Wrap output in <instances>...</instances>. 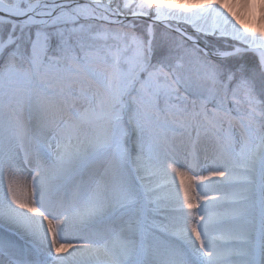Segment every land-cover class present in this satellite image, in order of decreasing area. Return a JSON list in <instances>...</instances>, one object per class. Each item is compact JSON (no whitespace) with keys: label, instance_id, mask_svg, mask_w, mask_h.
Returning a JSON list of instances; mask_svg holds the SVG:
<instances>
[{"label":"snow or ice","instance_id":"1","mask_svg":"<svg viewBox=\"0 0 264 264\" xmlns=\"http://www.w3.org/2000/svg\"><path fill=\"white\" fill-rule=\"evenodd\" d=\"M0 226L30 245L0 264H264V29L223 0H0Z\"/></svg>","mask_w":264,"mask_h":264},{"label":"bare ground","instance_id":"2","mask_svg":"<svg viewBox=\"0 0 264 264\" xmlns=\"http://www.w3.org/2000/svg\"><path fill=\"white\" fill-rule=\"evenodd\" d=\"M223 2L233 11L235 12L240 20V23L245 25L248 29L253 30V31H260L262 29H264V19L261 18L260 16V10L259 8H255V9H248V8H243L240 5L243 4L245 2V0H223ZM254 2L259 3V0H254ZM209 23H211V21H209ZM163 24V23H162ZM239 26V25H238ZM204 137L203 133H201L200 139ZM194 139V138H193ZM199 143V142H198ZM200 147L203 148V150H205V146H206V150L202 153L199 152L200 155V161H202L203 165L202 166H198L195 168V172H201L202 171V167H206V163H205V157H212L214 154L213 151V147H210L209 143H205V145L203 146L200 142ZM180 152V151H179ZM178 153H173L172 155L176 156L175 158H177L179 160V164L181 165H186L190 160H191V155L188 154V151H186L187 154L184 153V150L181 151V156ZM185 154V155H183ZM183 155V156H182ZM210 162V160H209ZM184 170H187L186 168ZM192 173L190 172L189 175H191ZM206 174V173H204ZM21 179L22 182H24V180L26 179L27 183L31 182V176L28 174L27 171L23 172L21 174ZM5 187H6V183H5ZM198 211V210H197ZM5 227V226H4ZM7 227V226H6ZM7 229L9 231L14 230L11 229V227H7ZM0 229V236H11L9 235L10 233L8 231H5ZM15 231V230H14ZM12 232V231H11ZM18 233V232H17ZM19 237H13L17 242L24 244L26 246H30L29 245V238L23 234L18 233ZM80 235L79 233H76L74 231H70L69 232V239H72L74 236ZM33 259L39 261V260H43L44 256L42 255H35L32 257Z\"/></svg>","mask_w":264,"mask_h":264},{"label":"rangeland","instance_id":"3","mask_svg":"<svg viewBox=\"0 0 264 264\" xmlns=\"http://www.w3.org/2000/svg\"><path fill=\"white\" fill-rule=\"evenodd\" d=\"M118 2H121L122 3V0H118ZM127 17H131V16L129 15ZM120 18H125V17H120ZM144 18H147V19L151 20L148 17H144ZM156 23H161V22H156ZM170 23L175 24V22H170ZM137 24L140 25V27L137 28V31L139 32L143 27H146L149 24V22L148 21H145V20H142V19L139 18V20H137ZM154 30H155L156 38H157L158 41L160 40L162 34H164L166 31H170V30H166L165 27H164V25H160V24L159 25L158 24H155V29ZM109 43L111 44V43H114V42L111 41V40H109ZM178 58H182L181 62L185 65V69L190 72V74L193 76V79L195 80V70H196L195 56L192 55V54L185 53V52L181 51V52L178 53ZM195 136H196V133H195V131H193L192 138L195 139ZM184 139H185V144H184V146L181 148V150L179 152V155L180 156L182 154L181 153L182 150H184V153L185 154H187L186 151H188V154H190L189 152L191 151V146L192 145L189 142L188 137L186 136ZM200 142H201V144L203 146L205 145V143H209L210 144V147L212 146L213 147L212 149L215 152V147H216L215 146V141H214V139L211 136H205L204 135V137H202L200 139L199 143L196 145L198 152H202L203 153L206 150V146H205V150H203V148L200 147L201 146L200 145ZM185 154H183V155H185ZM174 157H176V156H174ZM178 163H179V160H178ZM202 165H203V163L201 161V166ZM170 192H171V187L169 185V186H166V187L160 189L159 195L161 197H164V196L168 195ZM7 227H10V226H7ZM7 227L6 226L5 227L4 226H0V229L1 230L6 229L5 231H8L10 233L9 235H11L13 237H19V235H18V233L16 231L11 230L12 231L11 232V231H9L7 229Z\"/></svg>","mask_w":264,"mask_h":264},{"label":"water","instance_id":"4","mask_svg":"<svg viewBox=\"0 0 264 264\" xmlns=\"http://www.w3.org/2000/svg\"><path fill=\"white\" fill-rule=\"evenodd\" d=\"M13 19H16V18H13ZM120 19H126V21H131V20H133V17H126V18H120ZM140 19L145 20V21H148L149 24H152L153 23V21H151V20H149L147 18H144V17L143 18H140ZM155 24L164 25V24H161V23H155Z\"/></svg>","mask_w":264,"mask_h":264},{"label":"trees","instance_id":"5","mask_svg":"<svg viewBox=\"0 0 264 264\" xmlns=\"http://www.w3.org/2000/svg\"><path fill=\"white\" fill-rule=\"evenodd\" d=\"M249 56H251V54H248Z\"/></svg>","mask_w":264,"mask_h":264}]
</instances>
